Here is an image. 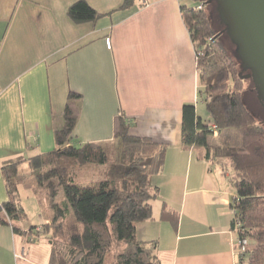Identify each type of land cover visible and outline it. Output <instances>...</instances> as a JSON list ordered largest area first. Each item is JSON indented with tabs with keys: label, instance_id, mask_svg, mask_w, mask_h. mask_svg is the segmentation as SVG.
Returning <instances> with one entry per match:
<instances>
[{
	"label": "crops",
	"instance_id": "crops-1",
	"mask_svg": "<svg viewBox=\"0 0 264 264\" xmlns=\"http://www.w3.org/2000/svg\"><path fill=\"white\" fill-rule=\"evenodd\" d=\"M76 1L0 0V203L8 200L2 164L55 149L75 91L82 98L70 146L111 141L121 114L131 134L167 145L152 178L153 218L137 225L139 240L155 241L160 264H239L230 175L181 144L182 108L193 103L198 113L200 103L183 1L137 0L121 9L124 0H87L101 16L82 23L68 15ZM164 207L179 213L176 223L161 217ZM50 257L49 239L30 242L0 224V264Z\"/></svg>",
	"mask_w": 264,
	"mask_h": 264
},
{
	"label": "trees",
	"instance_id": "trees-1",
	"mask_svg": "<svg viewBox=\"0 0 264 264\" xmlns=\"http://www.w3.org/2000/svg\"><path fill=\"white\" fill-rule=\"evenodd\" d=\"M136 3L137 0H124L120 8H130ZM181 13L201 70L199 100L209 114L204 119L195 104H184L181 144L201 150L203 159L219 164L223 174L230 175L232 171L230 182L235 195L230 204L234 211L231 227L239 238L249 241L247 251L239 255V264H264L263 121L245 101L246 79L240 74L234 51L225 44L224 30L215 27L211 12L205 6L198 9L183 1ZM68 15L77 23L94 22L101 16L87 0L74 2ZM81 98L80 93L69 92L63 124L55 131V149L29 158L19 156L2 164L8 200L0 203V224L12 226L30 242L41 238L37 225L28 230L17 225L27 217L19 188V171L27 162L39 185L51 191V221L41 225L44 237L48 233L51 242L49 264H160L155 241L137 239V225L153 218L151 200L157 196V188L152 178L163 168L167 145L131 134L130 125L121 114L115 119L111 141L70 146ZM230 129L240 134V146L222 141V135ZM113 144L117 151L114 149L111 160L108 148ZM70 161L80 165L107 163L109 167L100 180L82 183L72 176ZM58 185L63 187L62 203L55 200ZM161 217L176 223L179 213L164 207ZM122 242L128 246L108 262V256Z\"/></svg>",
	"mask_w": 264,
	"mask_h": 264
},
{
	"label": "rangeland",
	"instance_id": "rangeland-1",
	"mask_svg": "<svg viewBox=\"0 0 264 264\" xmlns=\"http://www.w3.org/2000/svg\"><path fill=\"white\" fill-rule=\"evenodd\" d=\"M182 1V0H181ZM187 3L197 6L198 9H202L204 6L206 10L211 12L215 27L217 30H224V23L220 18V7L217 0H205V3L194 2V0H183ZM232 8L236 15L234 19L240 26V39L237 45L236 39L232 33H225L224 41L227 44L229 50L236 52L237 60L239 62V67L241 71L244 69L243 62L247 63L251 68L255 69L264 84V32L260 27L254 10L251 5L250 0H229ZM200 7V8H199ZM201 70L199 69V73ZM248 71L242 74L247 73ZM245 93L244 98L249 108L254 112L256 117L263 121L264 125V105L261 102L258 92L256 90L255 82L251 77L245 78ZM198 113L204 119L209 118V114L206 110L205 104L200 101ZM218 135V134H217ZM216 135V136H217ZM222 141L226 142L231 146H240L242 144L240 134L234 130L230 129L225 131L222 135ZM117 151V147L113 144L108 150L109 158L112 160V152ZM70 171L76 182L89 183L100 180L103 178L108 170L109 164H85L80 165L77 163L69 162ZM21 184H20V194L22 197V203L25 208L27 217L24 221L17 223L19 227L35 226L40 224L38 228L41 227V222H46L48 218L53 214V209L51 207V191L44 186L39 185L38 179L35 176V172L31 169L30 165L23 167L19 171ZM232 176V171H230V178ZM229 178V181H230ZM58 182V180H57ZM231 183V182H230ZM232 186V184H231ZM233 188V186H232ZM234 191V188H233ZM65 199L63 194V187L58 185V194L55 198L56 202H63ZM44 219V221H42ZM42 228V227H41ZM40 233V232H39ZM43 229H42V232ZM45 233V238H47ZM48 239V238H47ZM139 239V236H137ZM128 246L127 242H122L118 244L112 253L108 256V262L112 261L115 257L116 252L119 250H124Z\"/></svg>",
	"mask_w": 264,
	"mask_h": 264
},
{
	"label": "water",
	"instance_id": "water-1",
	"mask_svg": "<svg viewBox=\"0 0 264 264\" xmlns=\"http://www.w3.org/2000/svg\"><path fill=\"white\" fill-rule=\"evenodd\" d=\"M217 1L219 2V7H220V18L222 19L225 26L224 32L226 34L232 33L236 39L237 45L240 46L238 42L240 39V33L237 34V32L240 31L239 28L241 25L237 24V21L234 19V16L236 15L234 9L232 8L229 0H217ZM250 1L254 13L256 15L257 21L264 32V0H250ZM243 64H244V69L241 71L240 74L242 75L243 78L251 77L253 79L256 85V90L258 92L259 98L264 105V84L261 78L259 77L255 69L251 68L246 62L245 63L243 62ZM243 71L244 72L248 71V72L246 74H242Z\"/></svg>",
	"mask_w": 264,
	"mask_h": 264
},
{
	"label": "built area",
	"instance_id": "built-area-1",
	"mask_svg": "<svg viewBox=\"0 0 264 264\" xmlns=\"http://www.w3.org/2000/svg\"><path fill=\"white\" fill-rule=\"evenodd\" d=\"M200 8V7H199ZM218 134V131H215V135ZM37 232H40L41 237H43L42 228H37ZM249 247V241L246 238H238L237 244L235 246V249L237 251V254L240 255L241 253H244L247 251Z\"/></svg>",
	"mask_w": 264,
	"mask_h": 264
},
{
	"label": "flooded vegetation",
	"instance_id": "flooded-vegetation-1",
	"mask_svg": "<svg viewBox=\"0 0 264 264\" xmlns=\"http://www.w3.org/2000/svg\"><path fill=\"white\" fill-rule=\"evenodd\" d=\"M211 5H212V0H211ZM246 74V73H245Z\"/></svg>",
	"mask_w": 264,
	"mask_h": 264
}]
</instances>
